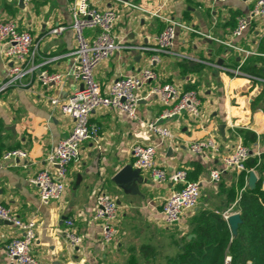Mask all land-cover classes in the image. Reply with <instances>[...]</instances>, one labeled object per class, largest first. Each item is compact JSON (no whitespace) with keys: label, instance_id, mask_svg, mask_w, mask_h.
<instances>
[{"label":"crops","instance_id":"0c3cea01","mask_svg":"<svg viewBox=\"0 0 264 264\" xmlns=\"http://www.w3.org/2000/svg\"><path fill=\"white\" fill-rule=\"evenodd\" d=\"M72 1L31 0L20 5L19 0H0V21L13 18L19 30H26L33 37L24 66L35 69L20 82L0 90V203L23 220H35V258L41 264H118L131 244L148 241L153 232L177 237L187 234L189 220L198 209L210 208L223 217L225 213H238L234 210L236 200L231 202L230 195L232 189L236 196L240 191L239 172L224 170L215 183L209 182V172L221 168V155L239 140L253 152L258 151L264 161V21L255 20L240 36H231L237 18L246 14L255 0H89L97 9L116 10L114 33L130 46L114 51L95 70L94 78L102 91L107 92L117 77L147 67L153 54L160 58L151 66L157 78L136 91V118L113 108H98L90 114V123L98 127V139L81 144L77 160L68 167L62 198L40 203L29 178L43 168L52 170L48 155L73 125L69 116L50 104V99L66 100L77 83L64 77L60 84L43 87L37 76L43 70L66 74L76 60L69 12ZM155 12L195 31L177 27L174 46L168 53L143 49L153 47V36L166 25ZM57 26L65 29L52 34ZM86 34L89 36L90 32ZM227 41L249 54L245 56L225 45ZM2 49L0 42V86L10 64ZM164 83H172L181 90H195L201 101L200 115L191 117L183 113L160 118L163 107L155 95L148 94L153 86ZM154 120L169 128L174 137L162 139L149 132L146 123ZM219 124H225L222 133L217 128ZM247 133L255 134L256 139L251 141ZM206 138L218 144V154L196 155L188 150L190 142ZM135 143L155 145V163L167 173L183 169L189 181L201 183L197 206L185 211L174 226L165 225L160 211L179 184L169 180L153 182L147 172H139V180L127 185L113 181L124 165L136 169L131 154ZM15 148L25 150L27 158L3 159L5 151ZM100 185L118 205L119 231L110 245L102 241L100 224L93 220ZM66 218L74 221L76 233L81 236L77 246L64 239ZM135 221L139 223L135 225ZM18 234L11 223H0V264H12L5 247Z\"/></svg>","mask_w":264,"mask_h":264},{"label":"built area","instance_id":"2783aa9c","mask_svg":"<svg viewBox=\"0 0 264 264\" xmlns=\"http://www.w3.org/2000/svg\"><path fill=\"white\" fill-rule=\"evenodd\" d=\"M108 1L121 2V0ZM212 1L224 2L227 0ZM29 2L31 0H22L23 4ZM126 4L134 7L132 4ZM69 12L72 18L71 28L76 40L74 51L76 60L66 74L50 73L43 70L39 71L37 76L43 87L60 84L64 77H69L77 83V87L66 100L50 99V104L58 106L63 114L69 116L73 125L69 133L57 142L48 155L47 162L52 170L43 168L29 178V182L37 189L41 204H48L50 201L62 198L68 178V167L70 163L77 160L81 144L85 140L96 141L98 139V127L90 123V114L98 108H113L125 113L130 118H136L139 100L136 91L142 84L156 80L157 74L151 66L160 61L158 54H153L147 67L140 69L137 73L117 77L104 93L94 78L95 70L117 49L130 47L124 45L114 33L117 12L112 7L97 9L90 4L89 0H73L69 6ZM153 14L163 19L166 25L161 32L153 36V47L143 49L168 53L174 46L177 27L195 31L185 24L166 16H160L157 12ZM255 20L264 21V0H255L253 7L246 14L237 18L231 36H240ZM64 29V26H57L51 30V33L57 35ZM86 32H90V35L87 36ZM0 42H3L2 55L5 60L10 62L6 69V79L0 86V90H3L11 84L20 82L25 75L35 69L34 66L29 69L24 66L26 56L30 54L33 46V37L30 32L19 30L15 19L8 18L0 21ZM224 44L244 53L245 56L249 54L247 50L234 46L229 41ZM150 94L155 95L163 107L160 118H173L183 113L191 117L200 115L201 101L195 90H181L172 83H164L153 86L148 95ZM146 128L162 139L174 137L172 131L160 124L158 120L147 122ZM187 147L190 152L196 155L208 152L218 154L220 151L218 144L212 138L192 141ZM155 153V145L135 143L131 147V154L134 158L133 165L136 169L140 172H147L153 182L162 183L169 180L180 185L165 199L160 211L165 225L174 226L185 211L192 210L197 206L201 183L189 181L186 170L183 169L167 173L156 165ZM259 155L258 151L253 152L239 140L226 154L221 155V168L210 170L209 182H218L221 173L227 169L237 172L254 171L247 169L245 163L249 157H259ZM2 157L3 159H25L27 152L15 148L5 151ZM117 214L118 205L115 199L100 185L95 196L93 220L99 222L101 239L107 245L112 244L118 235ZM228 215L225 213L224 217L227 218ZM0 220L10 222L19 230V234L11 238L5 247L6 256L12 264H41L32 253L35 240V220H23L1 203ZM63 222L65 225L62 231L64 239L71 246L79 245L81 236L76 233L74 221L71 218H66ZM230 262L231 257L225 255L223 264H230Z\"/></svg>","mask_w":264,"mask_h":264},{"label":"trees","instance_id":"16d2710c","mask_svg":"<svg viewBox=\"0 0 264 264\" xmlns=\"http://www.w3.org/2000/svg\"><path fill=\"white\" fill-rule=\"evenodd\" d=\"M248 138L256 139L253 133ZM245 165L258 178L255 187L249 189V172L238 174L240 191L236 196L232 189L230 195L231 202L236 200L234 210L241 220L235 232L221 213L201 208L189 220L188 233L172 239L177 248L174 255H167L163 242L153 243L151 238L131 244L118 264H223L225 255L231 257L230 264H264V161L261 156H251Z\"/></svg>","mask_w":264,"mask_h":264},{"label":"water","instance_id":"95a60500","mask_svg":"<svg viewBox=\"0 0 264 264\" xmlns=\"http://www.w3.org/2000/svg\"><path fill=\"white\" fill-rule=\"evenodd\" d=\"M19 4L22 5V0H19ZM222 133L225 128V124H219L217 127ZM138 169H134L130 164L124 165L114 176L113 181L117 184L127 185L132 180H139L140 174ZM257 182V176L254 171H250L248 177L246 178V186L249 189H253ZM231 230L235 232L237 225L240 223V216L238 213L229 214L226 218ZM0 223H8L7 221L0 220ZM191 236V235H190Z\"/></svg>","mask_w":264,"mask_h":264},{"label":"rangeland","instance_id":"374dc122","mask_svg":"<svg viewBox=\"0 0 264 264\" xmlns=\"http://www.w3.org/2000/svg\"><path fill=\"white\" fill-rule=\"evenodd\" d=\"M135 223H136L135 225H137V223L139 222L135 221ZM136 229H138V227L133 228V232ZM132 236H133V233L130 234V237ZM174 238H177V236H175L174 234L171 235L170 233L169 234L167 233L166 235H159V234H156V232L155 233L153 232L152 234L153 243L163 242V245L166 248V253L167 255H170V256L174 255L177 252L176 246L174 245V243L171 242L172 239Z\"/></svg>","mask_w":264,"mask_h":264}]
</instances>
